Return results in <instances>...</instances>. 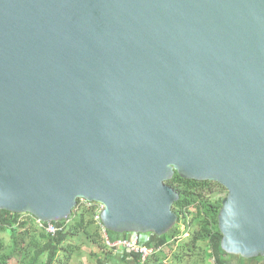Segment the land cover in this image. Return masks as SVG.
Segmentation results:
<instances>
[{"label":"water","instance_id":"95a60500","mask_svg":"<svg viewBox=\"0 0 264 264\" xmlns=\"http://www.w3.org/2000/svg\"><path fill=\"white\" fill-rule=\"evenodd\" d=\"M176 173L264 258V0H0V211L162 237Z\"/></svg>","mask_w":264,"mask_h":264},{"label":"trees","instance_id":"16d2710c","mask_svg":"<svg viewBox=\"0 0 264 264\" xmlns=\"http://www.w3.org/2000/svg\"><path fill=\"white\" fill-rule=\"evenodd\" d=\"M179 195L173 211L178 223L162 237L154 238L148 246L153 253L142 262L141 255L126 252L116 259L117 250L104 243L101 228L95 221V204L87 206L78 201L68 220L52 222L58 229L55 235L39 227L38 220L28 214L0 211V264H82L78 261L83 245H76L71 238H80L97 246L90 256L102 255L97 264L118 260L124 264L128 257L142 264H228V256L221 247L222 234L218 217L227 190L214 182L187 180L176 173L168 182ZM84 203V204H83ZM185 229L180 231V225ZM8 234L5 240L1 235ZM188 234L184 237L182 234ZM111 240L126 239L130 234L107 231ZM77 262V263H76ZM140 263V264H141Z\"/></svg>","mask_w":264,"mask_h":264},{"label":"built area","instance_id":"2783aa9c","mask_svg":"<svg viewBox=\"0 0 264 264\" xmlns=\"http://www.w3.org/2000/svg\"><path fill=\"white\" fill-rule=\"evenodd\" d=\"M83 202L86 203L87 206L92 205L91 203H87L86 201ZM95 205V221L101 228L104 243L106 244V246L110 249H115L122 254L126 252L139 254L141 255L142 262L146 261V259L153 253V249L148 246V240L146 239V241H144L141 235L138 233L130 234L126 239L111 240L107 234V229L101 221V214L105 209V206L101 203H97ZM38 224L40 228H43L50 235H55L58 231V229L52 223H48L45 225L38 221Z\"/></svg>","mask_w":264,"mask_h":264},{"label":"rangeland","instance_id":"374dc122","mask_svg":"<svg viewBox=\"0 0 264 264\" xmlns=\"http://www.w3.org/2000/svg\"><path fill=\"white\" fill-rule=\"evenodd\" d=\"M228 192L222 193L221 197H226ZM84 201V200H83ZM26 215V214H25ZM185 229L184 225H180V231L183 233V230ZM142 239L146 241V239L152 240L154 238L153 234H140ZM184 237L188 236V234H182ZM5 240L9 238L8 234L4 233L1 235ZM70 241L76 245H83L82 252L80 254V257L78 261H80L82 264H97V260L101 259L103 260L102 255H98V257L95 256H90L92 251H98L97 246L94 244H91L87 241H81L80 238H71ZM115 254L122 255V253L117 252ZM117 259V258H116ZM227 260V259H226ZM77 263V262H76ZM141 263V262H140ZM106 264H119L118 260H112V261H107ZM142 264V263H141ZM248 264H264V258H255L248 260Z\"/></svg>","mask_w":264,"mask_h":264},{"label":"crops","instance_id":"0c3cea01","mask_svg":"<svg viewBox=\"0 0 264 264\" xmlns=\"http://www.w3.org/2000/svg\"><path fill=\"white\" fill-rule=\"evenodd\" d=\"M147 240L149 243L152 241L150 239H147ZM118 257H119V259L123 258L121 255L116 254L115 258H118ZM227 263L228 264H248V260L242 259L241 257L231 256V257H228ZM124 264H138V263L135 262L134 258L128 257L127 261Z\"/></svg>","mask_w":264,"mask_h":264},{"label":"bare ground","instance_id":"6f19581e","mask_svg":"<svg viewBox=\"0 0 264 264\" xmlns=\"http://www.w3.org/2000/svg\"><path fill=\"white\" fill-rule=\"evenodd\" d=\"M83 201V200H82ZM87 202V201H86ZM87 203H90V202H87ZM97 204V203H96ZM38 220V219H37ZM39 221V220H38ZM41 222V221H40ZM41 223H43V224H48V223H52V222H48V223H44V222H41ZM139 234V233H138ZM154 235V234H153Z\"/></svg>","mask_w":264,"mask_h":264}]
</instances>
